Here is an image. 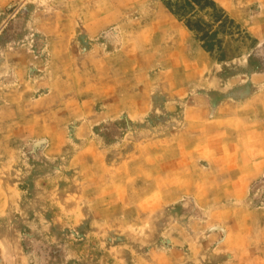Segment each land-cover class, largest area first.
<instances>
[{"label": "rangeland", "instance_id": "374dc122", "mask_svg": "<svg viewBox=\"0 0 264 264\" xmlns=\"http://www.w3.org/2000/svg\"><path fill=\"white\" fill-rule=\"evenodd\" d=\"M132 1L0 0V264H264V0Z\"/></svg>", "mask_w": 264, "mask_h": 264}, {"label": "crops", "instance_id": "0c3cea01", "mask_svg": "<svg viewBox=\"0 0 264 264\" xmlns=\"http://www.w3.org/2000/svg\"><path fill=\"white\" fill-rule=\"evenodd\" d=\"M150 1L151 0H137V1L135 0L132 2H138V3L144 4ZM96 2L102 3L103 0H96ZM135 15L141 18L149 19L148 21L143 22L142 25H140L138 28L137 27L130 28V26L128 27L129 29H134L137 32L142 31L143 34H145V37L143 39L145 42H148V41L151 43L154 42V39L152 37L158 33V30H161L169 25L174 26V24H172L170 20L168 19L167 14L161 10H153V11L149 10V13L148 12H137L135 13ZM102 17L103 15L100 17L99 22H97V26L95 27L94 32H91V33L98 34L103 29L102 28L103 27Z\"/></svg>", "mask_w": 264, "mask_h": 264}, {"label": "trees", "instance_id": "16d2710c", "mask_svg": "<svg viewBox=\"0 0 264 264\" xmlns=\"http://www.w3.org/2000/svg\"><path fill=\"white\" fill-rule=\"evenodd\" d=\"M179 19H180V17H179Z\"/></svg>", "mask_w": 264, "mask_h": 264}]
</instances>
